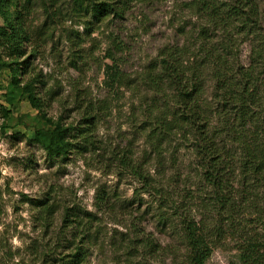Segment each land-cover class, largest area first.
Returning a JSON list of instances; mask_svg holds the SVG:
<instances>
[{
	"label": "rangeland",
	"instance_id": "rangeland-1",
	"mask_svg": "<svg viewBox=\"0 0 264 264\" xmlns=\"http://www.w3.org/2000/svg\"><path fill=\"white\" fill-rule=\"evenodd\" d=\"M188 1L130 0L123 20L111 16L98 24L92 17L72 18L73 0H30V4L17 0L18 9L27 5L28 39L19 59L22 79L37 80L47 118L66 128H79L89 105L105 102L107 109L94 134L103 149L89 147L50 158L35 137L38 130L50 131L54 126L30 105L24 84L17 86L10 70H0V104L5 109L0 110V264H50L59 254L70 253L63 248L54 251L58 237L72 241L73 233L75 244L88 249L84 264H131L127 247L135 237L137 217L162 246L161 252L143 263L182 264L180 241L160 226L156 207L146 211L154 207V199L142 194L139 183L117 168L112 154L128 148L141 158L147 152L151 156L147 168L152 173L157 169L155 154L146 142L149 130L139 128L142 118L135 109L148 67L158 61L163 47L183 42V31L196 22L180 10L181 3ZM253 1L264 26V0ZM15 12L13 1L12 15ZM86 21L93 23L89 30L81 24ZM250 48L248 43L241 48L245 66ZM0 58L8 61L1 47ZM115 70L124 78L122 83L112 78ZM163 154L169 178L176 159L172 148ZM180 154L177 164L183 172L170 185L179 191L178 201L190 189L184 180L190 156ZM140 201L143 206L138 212ZM40 202L53 206L47 219ZM67 210L82 219L92 240L82 239L83 227L64 228ZM144 212L148 215L141 218ZM48 248L54 252L44 258ZM207 264H241L235 242L226 239L216 244Z\"/></svg>",
	"mask_w": 264,
	"mask_h": 264
},
{
	"label": "trees",
	"instance_id": "trees-1",
	"mask_svg": "<svg viewBox=\"0 0 264 264\" xmlns=\"http://www.w3.org/2000/svg\"><path fill=\"white\" fill-rule=\"evenodd\" d=\"M129 1L73 0L72 18L92 17L98 24L111 16L123 20ZM17 4V0H0V47L8 59L0 58V70H10L17 86L24 84L30 105L54 126L50 131L38 130L35 141L50 158L74 150L85 152L89 147L103 149L94 134L107 109L105 102L87 107L81 127L66 128L47 118L37 80L25 83L22 79L24 68L19 59L28 39L24 24L27 5L18 9ZM180 10L196 22L183 31V42L163 47L158 61L148 67L135 109L142 118L139 128L149 130L146 142L155 154L157 169L152 173L147 168L151 158L147 152L138 158L125 148L112 156L117 168L139 183V191L154 199V207L146 211L156 207L160 226L180 241L182 264H207L215 245L226 239L235 242L241 264H264V26L259 7L253 0H190L181 3ZM81 24L87 30L93 26L88 21ZM247 43L251 48L245 66L241 48ZM111 76L120 83L124 80L117 70ZM0 110H5L1 104ZM170 148L176 163L168 178L163 153ZM182 152L190 156L184 177L190 189L178 201L179 191L171 190L170 185L183 172L177 164ZM100 202L105 204L106 199L101 197ZM139 204L138 212L142 201ZM38 206H45V217L53 207L44 202ZM147 215L144 212L141 218ZM78 218L67 210L64 228L83 227L82 239L92 240ZM141 224L137 217L135 237L127 247L131 264H144L162 251ZM72 236V241L58 237L54 251L63 248L70 253L59 254L50 264L85 263L88 249L75 244L76 233ZM47 250L44 258L54 252Z\"/></svg>",
	"mask_w": 264,
	"mask_h": 264
}]
</instances>
